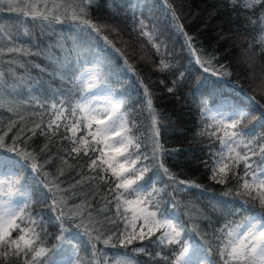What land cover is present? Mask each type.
<instances>
[{"label":"snow or ice","instance_id":"6c2138e0","mask_svg":"<svg viewBox=\"0 0 264 264\" xmlns=\"http://www.w3.org/2000/svg\"><path fill=\"white\" fill-rule=\"evenodd\" d=\"M0 3L18 13L12 26L17 31V25L23 27L28 44L36 49L31 51L13 46L8 47L7 52L43 59L53 69L51 75L58 77L66 86L54 94L50 105L52 119L46 126L42 127L41 120L30 129H21L19 135L8 137L12 140L11 146L5 142L7 133L0 134V177L3 178L0 179V264H81L79 254L89 249L93 253L94 264H146L143 257L149 260L160 258L165 264H264V133L256 132L257 127L264 128V113L257 125L241 129V120L237 117L250 114V106L244 105L248 108L246 113L237 104L222 105L230 111L227 122H219L224 130L223 137H219L221 150L209 152L213 157L212 179L217 180L219 174L224 178L217 182L226 183L228 173L237 177L234 169L242 166L243 174L237 177L239 187L248 198L258 201L260 208L250 205L247 200L218 201L225 208L232 203L228 217H240V222L231 220L219 232L214 230L212 240L206 244L196 239L186 227L185 221L176 212V204L165 198L169 195L168 181L186 187L199 185L177 181L166 167L164 157L178 154L179 150L164 149L160 143V130L156 124L162 114L154 107L151 90L143 85L142 100L134 102L141 104V110L148 113L149 145L144 142V133L133 131L136 121L130 119L131 114L123 108V100L113 99L114 90L106 82L102 66L86 67L97 63L81 49L85 34L90 37L101 32V27L91 18L93 9L99 7V0H7L6 3L0 0ZM229 3L233 9L239 7L255 13V5L249 7L248 0H229ZM261 5L264 6V0H261ZM104 6L109 11L113 7L120 11L128 3L116 4L115 0H104ZM143 7L148 11L155 10V5H149L147 0ZM168 8L172 6L168 5ZM172 15L175 16L174 11ZM65 21L69 22L71 39L64 38L63 42L53 39L56 35L50 31L53 23L64 25ZM248 24L253 25V21L249 20ZM179 27L182 30V26ZM253 27L264 33V18L256 17ZM37 28L38 34L35 31ZM142 34L152 40L150 33ZM185 37L190 53L195 56V64L207 73L211 60L202 61L201 55L192 46V38L186 33ZM44 38L52 42L41 44ZM12 39L9 36V40ZM154 47L159 51L158 45ZM30 66L45 71L39 63ZM159 70L177 76L171 82L173 86L184 76L179 68L163 60ZM3 75L0 72V77ZM173 91L174 87L168 88V92ZM194 91L213 96L215 82L209 83L206 77L199 79ZM56 136L70 141V156L83 153L89 157L86 167L94 175H81L75 184L64 187L60 178L65 173L56 160L59 158L61 165L67 164V160L63 156L57 157L48 143L33 150H29L28 145L23 149L16 146L17 141L23 144L33 137H45L51 141ZM90 153L98 154L92 158ZM49 167L53 171H46ZM27 172L44 175L46 182H29L27 174L22 180L12 179ZM97 180L108 186L104 193L99 189L82 195L72 191L78 185L82 188ZM157 184L162 187H157ZM176 190L173 188V191ZM230 194L231 189L224 193L225 196ZM78 196L79 203H69ZM101 197L102 203L96 207L92 201ZM169 203H172L171 208L167 206ZM38 204L46 205L48 211L35 212L33 209ZM113 209L114 214L109 215ZM226 219L221 217V220ZM118 220L123 224L122 229ZM49 228L59 233L57 243L50 246L47 243L51 235ZM107 232L111 234L106 235ZM157 233L160 234L157 236ZM82 236H86L87 241L82 240ZM102 236L106 238L101 239ZM114 237L116 243H113ZM145 240L148 241L146 245L128 250L134 241ZM96 242L105 247L97 249ZM173 245L178 247L169 248ZM165 248H169L167 253Z\"/></svg>","mask_w":264,"mask_h":264},{"label":"trees","instance_id":"16d2710c","mask_svg":"<svg viewBox=\"0 0 264 264\" xmlns=\"http://www.w3.org/2000/svg\"><path fill=\"white\" fill-rule=\"evenodd\" d=\"M115 2L116 4L127 2L128 6L120 11L113 7L112 11H109L104 6V0H99V7L94 8L91 13L92 20L101 27V32L98 35L93 33L90 37L84 35L81 50L89 53V58L97 62L86 67H96L97 64L102 66L106 82L114 90L113 99L123 100V108L131 114L130 119L136 121V128L133 131L144 133V142L149 145L150 141L147 138L149 129L146 127L150 124L148 113L141 110V104L134 102L142 100L143 85H147L151 90L154 107L162 114V118L158 119L156 124L160 130V143L164 149L179 150L178 154L164 157L166 167L175 175L177 181L183 180L199 185V187H186L168 181L169 195L165 198L176 204V212L196 239L207 244L212 240L214 230L219 232L224 224L231 220L240 222V217H228L232 203L225 208L217 203L218 201L247 200L250 205L260 208L259 202L248 198L239 187L240 181L237 177L243 174L242 166L234 169L237 177H233L231 172L228 173L226 183L217 182L224 178L219 174L217 180L212 179L213 157L209 152L221 150L219 137H223L224 130L219 122L221 120L227 122L230 111L222 105L228 103L238 105L243 101L244 105L250 106L252 111L248 116L237 117L241 120V129H249L257 125L261 114L264 113L262 94L257 92V95L251 89L252 86H257L259 91L264 93V39H262L264 33L258 27H253L256 17L264 18V6L261 5V0H248L249 7L255 5V13H252L239 7L233 9L229 0H179L183 10L188 14L185 18H180L178 14L173 16L172 8H168L172 3L170 0H166V3L165 0H147L149 5H155L153 11L143 7L145 0H115ZM12 14L18 15L5 5L0 8V49H3L0 51V72L4 73L3 77H0L3 81L0 84V134L7 133L5 142L8 146L12 144V140L8 137L19 135L21 129H30L35 123H41V120L42 127L47 125L52 119L50 105L54 94L66 87L58 77L51 75L53 69L43 59L7 52V48L13 46L36 50L28 44L27 37L23 34L25 29L17 25L19 28L17 31V28L12 26L14 23L10 22L13 21ZM249 20L253 21V25L248 24ZM28 23L30 25V22ZM68 25V21H65L64 25L53 23L50 30L56 33L53 39H60L61 42L64 38L71 39L72 33ZM179 26H182V30ZM35 31L39 33L38 28ZM143 32L150 33L152 40L143 35ZM185 33L192 38V46L197 49L202 61L211 60L207 73L200 65L195 64V56L189 51ZM9 36L13 39L9 40ZM40 42L46 45L52 40L44 38ZM154 45L159 46V51ZM162 60L173 64L184 73L175 86L171 82L176 80L177 76L159 70ZM33 63H39L45 71L41 72L40 69L30 66ZM205 77L209 83L215 82L213 96L194 91L197 81ZM41 84L43 87H40ZM242 84L250 86V89ZM169 87H174V91L168 92ZM124 92L127 95H121ZM243 93L250 96L249 101ZM13 124L15 127H12ZM10 127L11 131H9ZM60 131L63 132V128ZM256 132L264 133V128L257 127ZM80 134L82 135L83 132ZM45 143L49 144L57 157L63 156L67 160L65 165L60 164L59 158L56 160L57 165L63 167L65 173L60 178L64 181V187L75 184L81 179V175H94L86 167L90 162L89 157L84 156L83 153L80 156L75 154L70 156L68 154L71 148L70 141L61 140L59 136L52 137L51 141L45 137H33L32 140L26 139L23 144L17 141L16 146L23 149L28 145L29 150H33L42 147ZM224 151L226 152V149ZM97 154L90 153V156L95 158ZM46 171L53 169L49 167ZM25 174L28 175L29 182H46L44 175L35 172L21 173L12 179L22 180ZM156 186L162 187L161 184ZM107 187L97 180L83 185L82 188L78 185L72 191L82 195L90 190L99 189L104 193ZM173 188L178 190L173 191ZM229 189L231 194L225 196L224 193ZM79 198L78 196L75 201L69 203H79ZM92 203L99 207L102 197L93 200ZM167 206L171 208L172 203ZM33 210L47 212L48 208L44 204H38ZM108 214L113 215L114 209ZM222 216L227 219L221 220ZM118 223L122 229L123 224L119 220ZM137 230H139V222ZM48 231L51 233L47 238L48 245L56 244V236L59 233L54 228H49ZM80 231L83 232V229ZM110 234V232L106 233V235ZM159 234L157 233V236ZM104 238L106 237H101ZM81 239L87 241L88 238L82 236ZM116 242L114 237L113 243ZM147 243V240L134 241L128 246V250ZM96 246L97 249L105 247L100 242H96ZM176 247L178 246H169V248ZM169 248H165L164 252L167 253ZM79 255L81 264H94V256L90 249L87 252L82 251ZM134 255L142 256V254ZM143 260L146 264H157V262L165 264L160 258L149 260L143 257Z\"/></svg>","mask_w":264,"mask_h":264},{"label":"rangeland","instance_id":"374dc122","mask_svg":"<svg viewBox=\"0 0 264 264\" xmlns=\"http://www.w3.org/2000/svg\"><path fill=\"white\" fill-rule=\"evenodd\" d=\"M5 1H7V0H5ZM169 1V0H168ZM170 1H172V3H170L171 4V6H172V10L175 12V14L177 15H180L179 17L180 18H182V17H186V15H188L184 10H183V8H182V5H181V3L179 2V0H170ZM4 5V3H0V8L2 7ZM177 15V16H178ZM16 19H17V15H13L12 14V19L11 20H13V21H10L11 23H13V22H15L16 21ZM128 49H132V48H128ZM244 85V87H247L248 89H250V86H248V85H246V84H242V86ZM251 89H252V92H254L255 94H257V92H260L261 94H262V98H263V100H264V93L263 92H261V91H259V88H257V86H252L251 87ZM255 90V91H254ZM258 95V94H257ZM101 103H106V102H101Z\"/></svg>","mask_w":264,"mask_h":264}]
</instances>
